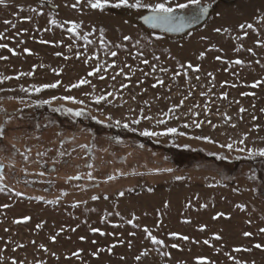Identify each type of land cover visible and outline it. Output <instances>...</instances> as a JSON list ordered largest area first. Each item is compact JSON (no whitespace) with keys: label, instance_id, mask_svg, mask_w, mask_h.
<instances>
[{"label":"rangeland","instance_id":"rangeland-1","mask_svg":"<svg viewBox=\"0 0 264 264\" xmlns=\"http://www.w3.org/2000/svg\"><path fill=\"white\" fill-rule=\"evenodd\" d=\"M50 3L57 9L42 4L41 0H5L0 5V33L6 37L0 43H7L18 53L13 55L0 49V56L8 57L0 60V75L13 77L0 83V88L5 89L0 91L3 97L0 106L13 116L0 138V164L7 186L0 191V205H9L0 207L3 264H11L13 258L23 264H36L37 260L43 264H196L198 256L207 257L213 264H235L229 256L245 264H264V249L254 247L256 243L264 244V233L259 232L264 228V157L250 158L246 151H238L241 147L264 148V83L256 88L250 86L256 80H264V46L256 43L264 41V22L255 19L264 13V0L230 3L202 0L212 4L207 20L180 36L150 31L128 15L114 13L116 8L91 9L86 6L87 0H81L77 8L71 7L76 0H50ZM33 8L43 14L37 15L31 11ZM181 10L185 14L191 11ZM145 12L132 9L138 16ZM50 18L57 19L58 24L50 25ZM66 21H75L81 27L71 33ZM246 22L253 23L258 31L239 29L238 25ZM217 27H228L231 31L218 34L214 31ZM101 28L105 39L111 42L108 48L99 44ZM245 31L247 36L243 35ZM85 35L93 41L91 45L83 39ZM124 35L133 40L123 41ZM238 35L241 39H234ZM145 38L151 41L148 47L133 46L136 39L146 43ZM117 44L124 47L117 49ZM241 44V50L235 51ZM24 48L30 49L31 54L25 53ZM109 48L118 55H108ZM248 48L253 51L248 52ZM138 50L144 53L143 57L136 56ZM202 51L205 56L200 58ZM57 52L61 55H55ZM77 52L82 55L77 57ZM93 54L95 58L86 64L85 59ZM153 55L160 59L154 60ZM216 56L221 59H215ZM144 58L150 61L149 65L142 63ZM236 59L244 63H232ZM113 60L115 67L106 68ZM189 62L199 65L200 70H189L187 77L180 75L173 80V73L181 65L186 68ZM98 63L101 71L88 76ZM41 64L44 67H36L32 76L15 78ZM125 64L134 71L125 68ZM151 64H156L155 71ZM161 67L168 71L160 72ZM120 68L128 73L127 77L117 75ZM81 78L88 79L90 84L66 90ZM157 79H163L164 84L153 87ZM57 80L61 83L56 88L39 93L20 91L21 86L29 88ZM122 84L127 87L122 88ZM107 92L114 93L111 104L94 102V96ZM222 93H227L226 99ZM68 95L84 103L61 99L51 104L36 103ZM9 96L24 102L9 100ZM181 100L184 103L174 110L172 119L162 115ZM241 107L244 112H240ZM68 108L82 109L84 114L77 117L67 112ZM141 108L143 115L152 119L132 123L140 119ZM192 112L198 115L193 116ZM225 114L231 119L225 120ZM5 119V112H0V123ZM158 119L167 123L158 125ZM192 120L203 123L200 128L183 127ZM116 121H120V126ZM125 123L128 127H124ZM165 127H176L186 135H140L146 128L161 131ZM245 133L243 145L234 144L232 150L220 146L239 141ZM196 136H209L216 143L194 139ZM61 152L65 155L61 156ZM22 154L28 155V160ZM117 170L125 175H118ZM40 172L44 175L40 176ZM89 172L95 180L88 179ZM77 175L80 179H68ZM109 175L116 178L108 181ZM177 176L183 179L176 180ZM62 191L67 194L62 195ZM120 191L125 193L123 197L118 195ZM93 195L100 198L93 201ZM57 197V203H49ZM76 202L81 203L72 207ZM238 205H244L243 209ZM116 212L120 215H115ZM217 213L225 215L214 219ZM24 216L31 219L14 223ZM129 219H133L132 224L127 223ZM38 224L42 227L37 228ZM201 225L205 226L203 230ZM93 227L104 234L92 232ZM145 227L164 245L152 244ZM73 228L76 230L72 231ZM172 232L189 239L172 237L169 235ZM244 232L252 236L245 237ZM214 233L220 239H215ZM50 236H56V240L53 242ZM81 236L85 239L81 240ZM205 239L209 244L203 243ZM120 240L124 243H118ZM41 244L47 251L39 247ZM114 244L112 252H108L107 248ZM172 244L178 247L172 248ZM101 248L105 250L92 255ZM236 248L241 251H234ZM77 250L79 256H73ZM145 250L148 254L137 261L135 257ZM164 251L170 255H161Z\"/></svg>","mask_w":264,"mask_h":264},{"label":"snow or ice","instance_id":"snow-or-ice-1","mask_svg":"<svg viewBox=\"0 0 264 264\" xmlns=\"http://www.w3.org/2000/svg\"><path fill=\"white\" fill-rule=\"evenodd\" d=\"M45 2H49L50 3V0H41V3H45ZM5 4V0H0V5H3ZM81 4V0H76V3L71 5V7L73 8H77L79 7ZM87 7H90L91 9H96V10H100V11H104L107 7H112V8H120V7H127V8H131V9H145L147 10V14L145 15H142L141 16V19L144 21L145 24H147L150 28L152 29H161L163 32H182L184 31L185 29L187 28H190L193 24H196L198 21H200L204 16L208 15L209 13V8L212 7V4L211 3H202V0H186L185 3H171L170 0H156V2H153V3H146L144 2V0H132V2H130V0H87ZM181 9H192L189 13H186V14H178V10H181ZM32 12L36 13L37 15H42L43 12L42 10L38 11L37 9L33 8L31 9ZM217 16H219V13H217ZM26 19H31V17H26ZM256 21L258 23L260 22H264V13H261L258 17L255 18ZM5 23H9L8 21H5ZM48 23L50 25H57L58 24V20L55 19V18H50L48 20ZM65 23L67 24H70V27L68 28V31L71 32V33H76L77 30L81 27V25L75 21H66ZM60 27H64V24H60L59 25ZM13 27H15V25H13ZM239 29L241 30H244V29H249V30H253V31H258V29L255 28L254 24L251 23V22H246V23H241L238 25ZM95 30V29H94ZM214 31L218 34L220 33H229L231 31L230 28L228 27H217L214 29ZM99 44L102 48H108V46L111 44L110 41L106 40L105 39V34H104V29L101 28L99 30ZM189 35H191V33L189 32L188 33ZM88 35H91V33H89ZM88 35H85L83 37V39L86 41V43L88 45H91L93 43L92 40H90L88 38ZM244 36H247L248 35V32H244L243 33ZM6 38L4 36V33H0V39H4ZM123 41H132L133 38L129 35H124L123 36ZM146 39V43L142 44V41L141 39H136L133 43V46L136 47V46H140V47H148L151 43L150 40H147ZM156 39H161L160 36H156ZM202 40H206L207 37H201ZM234 39H241V37L238 35L236 37H234ZM41 43H49V41H40ZM22 43V41H21ZM258 45H261V46H264V41L262 40H257L256 42ZM71 47V46H69ZM121 47H124V45L122 44H117L115 45V48H121ZM243 47V45H239L237 46L234 50L239 52L241 50V48ZM211 48H216V45H211ZM0 49H7L8 52L12 53L13 55H17L18 53L16 52L15 49L13 48H10L9 45L7 43H0ZM25 53H28V54H31V50L28 49V48H24L23 50ZM248 52H252L253 50L251 48H248L247 49ZM55 55L57 56H60L61 53L60 52H57L55 53ZM77 57L81 56L82 53L81 52H77L76 53ZM108 55H110L111 57H116L118 55L117 51L115 50H112L111 48H109L108 50ZM200 58H203L205 56V52H200ZM136 56H139V57H143L144 56V53L142 51H137L136 53ZM67 59V57H65ZM95 58V54H93L92 56H88L87 59H85V63L87 64L89 60L91 59H94ZM8 57L7 56H0V60H7ZM153 59L154 60H159L160 57L159 56H156V55H153ZM215 59L217 60H220L221 57L220 56H216ZM142 63L145 64V65H149L150 64V61L146 58L142 59ZM232 63H235L237 65H240V64H243L244 61H242L241 59H236L235 61H232ZM257 63H259V61H257ZM116 65V61L113 60L110 64H108L106 66V68H112V67H115ZM36 67H44L43 64L37 66V65H33V71H29L27 73H24V72H21L19 73L15 78L16 79H19L20 76H24V75H27V76H32L34 74V70ZM125 68H129L130 71H134L131 69V66L125 64L124 65ZM151 67L153 69V71L156 70V64H151ZM105 68V70H106ZM160 72H164L166 73L168 71L167 68H163L161 67L160 69ZM189 70H192V71H199L200 70V66L199 65H193L192 63H187V66L186 68L181 65L180 66V70L178 71H175L173 73V76H172V79L175 80L178 76L180 75H184L185 77L188 76V71ZM54 72H59L58 69H53ZM101 71V64H97V66L95 68L92 69V71L88 72V76H93L97 73H99ZM117 75H124V76H128V73H126L124 71V68H120ZM145 75H148V73H145ZM212 73L209 72L208 73V76L209 77H212ZM116 76H113L112 79L115 80ZM10 79H13V77L11 76H6V75H0V83H2L3 81L5 80H10ZM100 79H104L103 76H100ZM197 79L199 80L200 77L198 76ZM141 83L143 82L142 80L140 81ZM61 81L57 80L55 81L54 83H46V84H40V85H31L29 88H26L24 86H21L20 87V91L22 92H36V93H39L41 92L43 89H48V88H56L58 85H60ZM211 83V81H210ZM224 83H227V82H224ZM262 83H264V80H256L254 81L250 86L253 87V88H256L258 86H260ZM84 84H90V81L86 78H81L78 82L74 83V84H71L69 86H67L66 90H70L72 88H79L81 85H84ZM163 85L164 84V80L163 79H157L156 80V84L153 85V87H156V85ZM233 87H235V85H232ZM122 88L124 87H127L126 84H122L121 85ZM93 88H95V86L93 85ZM0 91H5V89H2L0 88ZM7 91H14L13 89H8ZM86 95H89L86 93ZM189 95H191V93H189ZM201 95H204V93H201ZM241 95H249V93H241ZM222 98H227V93H222L221 94ZM110 97L114 98V93L113 92H107L106 94L105 93H102L100 95H96L93 97L94 99V102L96 104H100L102 101L103 102H106L108 104H111L112 103V99H110ZM3 97H0V100H2ZM9 100H13V99H20V98H17V97H13V96H9L8 97ZM57 99H61V100H65V101H71L75 104H83L84 101L82 100H77L75 97L73 96H61V97H56V96H53L51 97L50 99H47V100H42V101H36L37 104H51L53 101L57 100ZM133 99H135V97H133ZM185 99H187V97H185ZM20 102L23 103L24 101L22 99H20ZM145 103L147 104L148 102L145 101ZM184 103V100H181L180 101V104L179 105H174L172 108H169L168 111L162 113V115L164 117H167L168 119H172L173 118V113H174V110L176 108H179L181 105H183ZM67 112L69 113H72L73 115L75 116H81L83 115V110H73L71 108H68L66 109ZM143 111L144 109L141 108L140 109V112H141V116H140V119H135L132 121V123L134 124H139L140 123V120L141 119H144V120H150L152 119L151 116H144L143 115ZM189 111H192L191 109ZM205 111H207V107L205 108ZM245 109L243 107L240 108V112H244ZM262 111H264V109H262ZM0 112H5V116H6V119L0 123V138L3 137L4 135V130H5V125L7 123H9L12 119H13V116L11 114H7L6 111L3 109L2 106H0ZM192 115L193 116H197L198 113L196 112H192ZM178 118V117H176ZM225 120H230L231 118L227 116V114H225L224 116ZM109 119H111V117H109ZM253 119H256V117H253ZM156 123L158 125H165L167 123V121L165 119H158L156 121ZM203 122L202 121H197V120H192L191 121V124L189 123H184L183 124V127L184 128H188L190 126H194L196 128H200L201 127V124ZM209 124L215 128L216 125L214 124H211V121H209ZM116 125L117 126H120V121H116ZM235 125H233L234 127ZM124 127H128V124L125 123L124 124ZM258 127V126H256ZM133 131H135V129H133ZM180 135V136H184L186 135V133L184 132H180L178 130V128L176 127H165L163 130L161 131H152V130H149V129H144L140 135L142 136H167V135ZM194 139H197V140H204V141H207L209 143H216V141H213L211 139V137L209 136H196V137H193ZM247 138V133L243 134V138H241L239 141H233V142H230V143H227V144H224V145H220L222 148H227L229 150H232L233 149V146L234 144H239V145H243L245 143V139ZM81 148H84L86 147L85 145H80ZM185 147H188L187 145H185ZM238 151L240 152H247V155L248 157H264V148H238ZM24 155V154H22ZM39 155H44V153H39ZM61 156L65 155V153L61 152L60 153ZM210 155H216L215 153H210ZM28 155H24V159L25 160H28ZM217 158H224V157H217ZM88 167L89 168H92L93 165L92 164H88ZM156 171H161V170H156ZM162 171H168V172H171L172 169H163ZM117 174L118 175H125V173H122V172H119V170H117ZM40 176H43L44 173L43 172H40L39 173ZM87 177L89 180H95L96 177L94 175H92L91 172H89L87 174ZM116 178L115 175H109L107 177V180L110 181V180H114ZM68 179L72 180V179H80L79 175L77 176H74V177H69ZM176 180H181L183 179V177H180V176H177L175 177ZM4 180H5V175H4V172H3V165L0 164V191H3L5 187H7L6 185H4ZM129 191H131V189H129ZM149 192L152 191L151 188L148 189ZM235 191V189H234ZM253 191H255V189H253ZM67 193H64L62 191V195H66ZM124 192L123 191H120L118 193V195L120 197H123L124 196ZM16 195H21V193H16ZM100 197L97 196V195H93L91 197V199L93 201L95 200H98ZM109 197L105 194L104 196V199L107 200ZM36 199H44L43 197H36ZM59 200V197H57L56 200H52V201H49V203H57ZM81 203V202H76L72 205V207H77L78 204ZM0 207L2 208H7L9 207V205L7 204H4V205H0ZM165 207H167V203L165 204ZM201 207H204V205H201ZM238 207H240L241 209H243L244 205H238ZM109 215H111V213H109ZM115 215L119 216L120 213L119 212H116ZM225 214L224 213H217L216 214V217H222L224 216ZM31 219V217L29 216H24L20 219H17L14 221V223H25L27 221H29ZM103 219V218H102ZM133 219H135V216L133 214ZM133 219H129L127 221L128 224H132L133 223ZM185 222H190V221H185ZM250 223V221H248ZM37 228H40L42 227L41 224H38L36 226ZM201 230H203L205 228L204 225H201L200 226ZM64 229H61L60 231H63ZM76 229L73 228L72 231H75ZM91 231L92 232H101V230L99 228H91ZM144 232L146 233V235L148 236V238L151 240L152 244L154 245H164V241L161 240V239H158L157 236L153 235L152 234V231L150 229H148L147 227L144 228ZM260 233H264V228H261L259 230ZM104 233L101 232V235H103ZM57 235H59V232L57 233ZM131 235H135V233H131ZM169 235H171L172 237H177V236H180L179 233H176V232H172L170 233ZM243 235L245 237H249V236H252V233L250 232H244ZM214 238L215 239H220V236L218 234H213ZM181 239L183 240H188L189 237L188 236H180ZM50 240H52L53 242L56 240V236H50L49 237ZM81 240H84L85 237L81 236L80 237ZM35 243V242H33ZM118 243H121L123 244L124 241L123 240H120L118 241ZM204 244H209V240L205 239L203 241ZM128 245L129 247H131V241L128 242ZM18 247H23V245H18ZM41 249H43L44 251H47V248L45 247V245L41 244L39 246ZM113 247H115V244L108 247L107 248V251L108 252H112V249ZM172 248H177L178 245L176 244H172L171 245ZM255 248L257 249H264V244H261V243H256L254 245ZM15 250V249H14ZM105 249L101 248V249H97L96 252H93L92 255L93 256H96L98 255L99 252H102L104 251ZM245 251H248L250 249H244ZM79 251L80 250H77V252H74L72 253L73 256H79ZM234 251H241L240 248H236L234 249ZM148 254L147 250L143 251L140 255L136 256L135 259L137 261H140L141 260V257L142 256H146ZM161 255L163 256H169L170 253L164 251V252H161L160 253ZM53 255H55V253H53ZM229 259L230 260H234L235 261V264H245V262L243 261H240V260H236L235 257H232V256H229ZM3 256H0V264H3ZM11 264H23L22 261L18 262L16 261L14 258L12 259L11 261ZM36 264H43V262L37 260L36 261ZM196 264H213V262L209 261L207 257H204V256H198L196 257Z\"/></svg>","mask_w":264,"mask_h":264},{"label":"water","instance_id":"water-1","mask_svg":"<svg viewBox=\"0 0 264 264\" xmlns=\"http://www.w3.org/2000/svg\"><path fill=\"white\" fill-rule=\"evenodd\" d=\"M44 4H45L46 6H48V7H50V8L53 9V10H56V9H57V6H56V5L51 4V3H49V2H45ZM191 10H192V9H191ZM210 11H211V8H209V13H208V15L204 16V17H203L200 21H198L196 24H193L190 28H187V29H185V30L182 31V32H179V33H177V32H170V33H168V32H164V33H167V34H182V33L186 32L187 30H190V29H192V28H195V27H197L199 24L203 23V22L208 18L209 14H210ZM145 14H147V12L143 13L142 15H145ZM178 14H185V13H184L182 10H178ZM142 15H140V16L138 17L139 22H140L143 26H145V27H147V28H149V29H152V28H150L147 24H145L144 21L141 19V16H142ZM152 30H156V31L163 32L161 29H152Z\"/></svg>","mask_w":264,"mask_h":264},{"label":"trees","instance_id":"trees-1","mask_svg":"<svg viewBox=\"0 0 264 264\" xmlns=\"http://www.w3.org/2000/svg\"><path fill=\"white\" fill-rule=\"evenodd\" d=\"M114 11H116V12H114V13H116V14H120V15H124V16H129L131 19H134V21H136V22H138V23H140L139 22V20H138V17L140 16H138V15H136V14H133L132 13V9H127V8H116ZM207 20V19H206ZM205 20V21H206ZM204 21V22H205ZM203 22V23H204ZM203 23H201V24H199L197 27H199L200 25H202ZM141 24V23H140ZM142 25V24H141ZM143 26V25H142ZM145 27V26H144ZM197 27H195V28H197ZM146 29H148V30H150V31H153V32H156V33H159V34H162V35H166V36H180V35H182V34H184V33H186V32H188V31H190V30H192V29H194V28H192V29H190V30H187L186 32H184V33H182V34H167V33H164V32H160V31H156V30H152V29H149V28H147V27H145Z\"/></svg>","mask_w":264,"mask_h":264},{"label":"flooded vegetation","instance_id":"flooded-vegetation-1","mask_svg":"<svg viewBox=\"0 0 264 264\" xmlns=\"http://www.w3.org/2000/svg\"><path fill=\"white\" fill-rule=\"evenodd\" d=\"M221 2H224V3H230L232 2L233 0H220Z\"/></svg>","mask_w":264,"mask_h":264}]
</instances>
